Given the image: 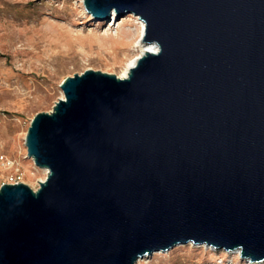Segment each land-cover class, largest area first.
I'll return each instance as SVG.
<instances>
[{
    "label": "water",
    "instance_id": "water-1",
    "mask_svg": "<svg viewBox=\"0 0 264 264\" xmlns=\"http://www.w3.org/2000/svg\"><path fill=\"white\" fill-rule=\"evenodd\" d=\"M154 44L32 118L33 189L0 186V264H137L205 244L264 261V0H83Z\"/></svg>",
    "mask_w": 264,
    "mask_h": 264
},
{
    "label": "rangeland",
    "instance_id": "rangeland-1",
    "mask_svg": "<svg viewBox=\"0 0 264 264\" xmlns=\"http://www.w3.org/2000/svg\"><path fill=\"white\" fill-rule=\"evenodd\" d=\"M129 15L115 23V14L111 21L93 23L83 0H0V186L17 179L36 189L46 177L24 144L32 118L50 111L63 96L65 77L88 68L122 73L137 53L129 39L135 25L125 20ZM110 29L119 37H104ZM137 264L246 262L237 253L189 243L154 252Z\"/></svg>",
    "mask_w": 264,
    "mask_h": 264
},
{
    "label": "bare ground",
    "instance_id": "bare-ground-1",
    "mask_svg": "<svg viewBox=\"0 0 264 264\" xmlns=\"http://www.w3.org/2000/svg\"><path fill=\"white\" fill-rule=\"evenodd\" d=\"M112 15H113V18H112V19H114V13H112ZM125 18H126L125 20H127V19H131V20L133 21L134 25H135L134 28H136V29L134 30V32L132 33V35H131V37H130L129 39L131 40V43L137 48V53L134 54V55L129 59V61H128L126 67L123 69L122 73H121L120 75H118V76H120V77H124V76L127 75V72H128V70H129V68L136 64L137 59H138L143 53H145L146 51H156V49H157V47H156L154 44H147V43H144V42H143V40H142V36H143V34H144V32H145L146 25H145V23H144L142 20L139 19L138 16L131 14V15L125 17ZM125 20H124V21H125ZM109 21H111V19H110ZM113 21H114V23H115L117 20L114 19ZM124 21H122V22H124ZM122 26H123V25H122ZM110 30H111V31H107V32H105V33L103 34V36L105 37V36H108L109 34H111V36L114 37V38H118V37H119L120 33L118 32L117 29H116V31H114V32H112V29H110ZM130 30H131V28H130ZM134 36H136V38L134 39V41H132L133 38H134ZM126 39H127V38H126ZM43 170H44V171L46 172V174H47V169L43 168ZM44 179H45V178H44ZM44 179H42V180H44ZM230 252H231V253H237V256H238V257L240 256V255H238V254H239V250H234V251H230ZM139 260H140V259H139ZM245 262H246V264H256V263H250L249 260H245ZM258 263H259V262H258Z\"/></svg>",
    "mask_w": 264,
    "mask_h": 264
},
{
    "label": "built area",
    "instance_id": "built-area-1",
    "mask_svg": "<svg viewBox=\"0 0 264 264\" xmlns=\"http://www.w3.org/2000/svg\"><path fill=\"white\" fill-rule=\"evenodd\" d=\"M16 182H20V180H13V181H11L10 183H16Z\"/></svg>",
    "mask_w": 264,
    "mask_h": 264
}]
</instances>
